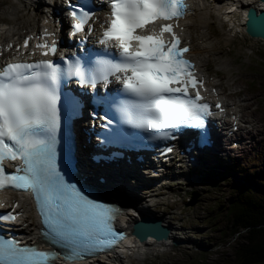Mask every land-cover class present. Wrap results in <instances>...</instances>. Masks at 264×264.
Instances as JSON below:
<instances>
[{
	"label": "snow or ice",
	"instance_id": "snow-or-ice-1",
	"mask_svg": "<svg viewBox=\"0 0 264 264\" xmlns=\"http://www.w3.org/2000/svg\"><path fill=\"white\" fill-rule=\"evenodd\" d=\"M109 3L110 24L100 42L118 49L117 62L102 61L89 70L77 64L71 73L51 61L8 64L0 71V190L10 187L34 194L47 227L45 238L69 249L70 259L113 246L124 237L113 227L119 210L90 199L75 184L65 182L57 170L61 79L76 74L94 86L98 81L109 83L108 78L115 76L124 92L136 98L119 106L124 122L145 131L165 130L163 138H173L169 129L203 128L204 117L210 114L209 105L200 103L203 85L195 77L194 65L185 59L190 49L181 47L174 26L162 24L153 27L151 35L138 34L157 21L182 18L186 0ZM72 17L76 32L83 31L91 19L83 10L79 15L73 11ZM38 47L47 49L44 55L56 53L54 44ZM6 160H20L23 166L8 174ZM0 220L15 222L17 216L8 214ZM54 259L53 253L0 237V264H49Z\"/></svg>",
	"mask_w": 264,
	"mask_h": 264
},
{
	"label": "rangeland",
	"instance_id": "rangeland-1",
	"mask_svg": "<svg viewBox=\"0 0 264 264\" xmlns=\"http://www.w3.org/2000/svg\"><path fill=\"white\" fill-rule=\"evenodd\" d=\"M8 2L11 6L13 5L11 0H0V6ZM2 10L5 12L12 11V9L5 6ZM20 10H15V13L18 12L19 16H21V23L27 26L29 24L33 26L37 25V21H35L36 15L33 13L26 14V12ZM210 22L208 23L210 25L211 38L215 39L218 37L221 40L225 31L212 25ZM234 22L239 25L238 29L242 33L235 35L233 41L222 43L213 50H210L206 60L209 63V70L216 72L219 68L217 65L221 64L220 57L225 56L226 61H232L233 64L223 72L221 79L236 80L242 82V85H246L249 81L253 84V86L248 84V89L250 90L248 98H254L257 102L250 109L245 108L244 113L248 115L250 114L249 111L255 110L256 119L259 123V135L252 146L249 147L243 144L240 150L227 153L223 159L226 161L232 159L233 164L238 163L246 171H252L253 175H247L252 182L254 175H258L257 179L262 181V175L264 174V77H262L264 75V44L262 42L258 43L246 35L241 26L242 19L240 14L239 17L234 19ZM190 23L192 25V34L198 36L200 28L203 25V19H194ZM258 62L259 64L257 65L256 63ZM247 103H253V101L249 100ZM252 159H256V162H251ZM172 176H176V174L174 173ZM244 176L245 173L235 174L234 169L228 170L227 178L215 188L200 189L202 187L200 184L191 183L188 179L181 181V187L191 189L193 192L191 195H188L191 204L189 209L183 207V202L180 200L169 204L161 198L158 189L147 194L152 196L150 204L153 205L152 210L155 213L162 215L168 212H176L173 215V221L175 223L182 221L180 222V227L195 233H190V236L187 238L196 241L197 245L201 242L207 243V247H205L207 250H203L205 252L188 250L185 246H191V243L180 246L178 251L175 252V256L171 257L170 263L237 264L236 246L241 245L243 239L239 237L238 240L237 236L239 234L234 235L235 231L232 228V224L228 223L225 217L229 210L234 208L233 203L238 201L239 195L244 192L242 186V177ZM259 181L256 182L257 186L261 184ZM176 187L174 186L173 189ZM253 188L254 184L251 183L250 189ZM157 202L164 204L158 207ZM173 233L175 236H180L181 232L173 230Z\"/></svg>",
	"mask_w": 264,
	"mask_h": 264
},
{
	"label": "trees",
	"instance_id": "trees-1",
	"mask_svg": "<svg viewBox=\"0 0 264 264\" xmlns=\"http://www.w3.org/2000/svg\"><path fill=\"white\" fill-rule=\"evenodd\" d=\"M259 182L260 186L255 183L251 191L239 195L225 217L238 240L243 239L236 246L237 264H264V177Z\"/></svg>",
	"mask_w": 264,
	"mask_h": 264
},
{
	"label": "bare ground",
	"instance_id": "bare-ground-1",
	"mask_svg": "<svg viewBox=\"0 0 264 264\" xmlns=\"http://www.w3.org/2000/svg\"><path fill=\"white\" fill-rule=\"evenodd\" d=\"M20 3H24V1H26V2H28V3H31V2H33V0H18ZM209 2H210V0H201V4H202V6L198 9V12H196L198 15H200V16H202L203 17V19H205V20H207L209 17H210V15H209V13H208V10H207V8L205 7L206 5H208L209 4ZM236 2L238 3V6H239V13L240 14H242V16H243V18L246 16V13H247V11L250 9V8H255V9H257V10H262V8H264V3L263 4H261V2L259 1V0H250V1H248V2H245V0H236ZM221 2H214V4L215 5H217V4H220ZM259 5H262V7L261 8H259L258 6ZM29 7H32V5L31 4H29ZM203 7H205V8H203ZM191 18V17H190ZM189 18V19H190ZM244 23L245 22H243L242 23V26L244 27ZM25 27H27V25L25 24L24 25ZM29 26L32 28V29H34L35 30V27H36V25H30L29 24ZM6 28V25H0V29H5ZM203 28H205V27H203ZM210 45V44H209ZM113 89V91L114 92H116L117 91V88L116 87H113L112 88ZM96 103L98 102V104H99V101L97 100V99H95L94 100ZM103 102H105V101H103ZM102 104V103H101ZM235 113H237V112H235ZM234 113V114H235ZM253 128H255L254 126H253ZM197 132L198 133H200V130H197ZM249 135H252L251 133H248ZM223 151V147H222V144H221V141H220V139H218L217 138V140H216V145H215V149L214 150H208L207 151V153L204 155V156H201V157H199L198 158V163H197V165H196V167L199 169V170H201V171H205V170H207L209 167H210V165H211V162H213L216 158H218L219 157V154L221 153ZM139 178H141V177H139ZM109 183H108V186H107V188H106V190H107V192H109L110 194H113L114 196L115 195H119V194H117V193H119L120 191H119V189L117 190V193H115L114 191H113V188H112V185H111V183L112 184H116V185H118V186H120L121 188H123V185H124V183H125V180L123 179V181L121 180V178L120 177H113V178H110L109 180ZM142 184H144V182H142V181H139V180H137L136 181V186H137V188H140L141 187V185ZM126 191H130V192H132V188H127L126 189ZM144 192V187H142V191H140V192H136V193H134V195H139L140 193H143ZM127 204V205H132V206H137L140 210H141V213H142V211H144V212H149L148 210H146L145 208H144V204H142L141 205V203H135V204H133L130 200H126L125 202H124V204ZM27 210H28V208H27ZM142 213L143 214V216H147V214L146 213ZM149 213H151V212H149ZM152 214V213H151ZM125 219L127 220V222H126V224H128L129 222H134L135 220H138V219H136L135 217H134V215H136L132 210L131 211H127V213H125ZM154 215V214H153ZM155 217H156V215H154ZM124 219V220H125ZM37 224L36 223H33L31 226V228L30 229H28V230H26V231H22V235H26V236H30L31 238H32V240H34L35 239V236L37 235V233H38V228H37V226H36ZM27 238V237H26ZM170 240H171V237H170ZM89 255H91V256H93V255H95L94 254V252H91ZM117 254H114L113 255V257H115ZM104 257H107V258H109L108 257V255H104V256H101L100 258H98V259H92V260H100V259H102V258H104ZM119 257H120V255H119ZM169 258V257H168ZM107 261V264H122L121 262V260L120 259H114V262H112V261H110V259H107V260H105V262ZM95 264H100L98 261H96L95 262Z\"/></svg>",
	"mask_w": 264,
	"mask_h": 264
},
{
	"label": "water",
	"instance_id": "water-1",
	"mask_svg": "<svg viewBox=\"0 0 264 264\" xmlns=\"http://www.w3.org/2000/svg\"><path fill=\"white\" fill-rule=\"evenodd\" d=\"M249 21L247 23V31L253 37L264 38V12L257 16L256 11L253 9L249 11ZM137 236L141 241L146 240L147 236L162 241L167 239L169 232L163 229L160 221L157 219H150L145 217L136 227Z\"/></svg>",
	"mask_w": 264,
	"mask_h": 264
}]
</instances>
